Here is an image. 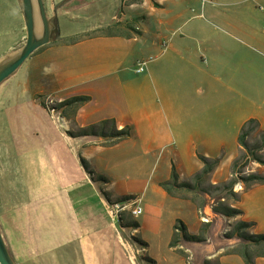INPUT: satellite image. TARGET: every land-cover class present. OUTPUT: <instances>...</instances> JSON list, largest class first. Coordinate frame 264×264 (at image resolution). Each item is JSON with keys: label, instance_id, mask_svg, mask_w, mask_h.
Instances as JSON below:
<instances>
[{"label": "crops", "instance_id": "1", "mask_svg": "<svg viewBox=\"0 0 264 264\" xmlns=\"http://www.w3.org/2000/svg\"><path fill=\"white\" fill-rule=\"evenodd\" d=\"M43 2L58 34L54 28L52 41L29 56L28 68L9 86L17 100L5 107L7 112L0 111L1 141L14 136L19 141L17 156L30 149L20 164L23 185L34 202L24 206L23 218H16L14 226L0 222L12 258L16 264H39L34 254L45 253L39 259L42 264H98L93 236L103 232L100 224L109 229L111 216L106 213L107 197L98 191L96 179L82 166L80 156L94 173L106 174L105 183L109 173L114 174L111 183L115 177L120 179L117 186L126 192L115 196L105 190L112 197L139 194L140 200L146 198L147 181H140L135 173L142 170V159L163 149L167 157L160 168L162 176L151 186L154 199L146 198L155 206L149 204V214L142 220L155 232L166 222L174 226L180 219L190 234H197L200 222L194 202L168 194L160 182L170 180L172 167L180 180H189L202 167L198 155L221 157L206 182H225L231 158L225 165L223 152L235 143L236 156L242 124L256 118L264 128V0H208L203 19L194 16L191 19L197 20L183 22L179 21L184 18L181 8L161 17L164 0ZM122 2L126 22L144 16L138 32L143 39L140 46L132 31L88 35L107 29L115 20L121 22L116 10ZM146 10L156 16L153 23ZM77 35L83 36L74 43L64 41ZM25 38L20 0H0V61L17 51ZM142 56L148 60L146 68L136 73L132 66ZM39 94L55 102L88 96L72 113L77 127L114 119L119 128L129 126L131 135L112 145H103L98 136L72 137L67 133L68 120L60 112L74 109H47L37 99ZM9 113L16 117L2 119ZM15 127L26 135L15 137ZM38 167L45 172L40 171V182V176L35 177ZM252 169L264 174V165L254 163ZM97 204L99 210H95ZM231 204L242 213L229 218L252 221V232L264 233V183L251 185ZM212 215L216 237L229 220ZM237 239H216L214 244L220 246L206 245L203 257L219 264H246L240 255L226 252ZM189 246L199 247L194 241ZM168 249L173 251L169 242ZM156 261L184 264L176 260L163 263L159 257ZM253 264H264V257H256Z\"/></svg>", "mask_w": 264, "mask_h": 264}, {"label": "rangeland", "instance_id": "2", "mask_svg": "<svg viewBox=\"0 0 264 264\" xmlns=\"http://www.w3.org/2000/svg\"><path fill=\"white\" fill-rule=\"evenodd\" d=\"M129 0H124V2H128ZM124 2L120 3V7L116 10L117 17L119 19L124 18V11L125 6ZM164 9L162 11L161 17L167 18L170 14H173L175 10H178L181 8L183 10L184 18H180V22L183 21H195L197 19H191L196 18L194 16L201 17L203 19L204 17V6L208 4V0H164ZM187 8V12H185V9ZM137 10V9H136ZM145 14L148 16L149 21L153 23V17H156L154 14H147V10L145 11ZM144 17V16H143ZM135 18L131 22H126L125 19H123L121 22L114 21L112 25H110L105 31L114 30V31H125L130 33L129 31H132L134 33V37H136L138 40H140L136 46H140L143 44V39L140 37V33L135 32L133 28H137L139 31L144 26L145 21L142 22V18ZM136 24H135V23ZM133 25V26H132ZM149 26V25H148ZM104 32V31H100ZM135 38V39H136ZM165 44V43H164ZM46 46V44H45ZM162 46V45H161ZM164 45L162 46L163 49ZM42 48H38L33 54L38 53ZM161 50V49H160ZM159 50V51H160ZM32 54V55H33ZM31 55V56H32ZM30 56V57H31ZM153 56V54H152ZM30 57L22 64V66L9 78L4 80L0 84V111L3 110V112H7V109L5 107L9 106L12 107L13 103L15 102L16 97L13 96L9 91H11V88L9 87L11 85V82H13L24 70L28 68V62L30 60ZM144 56L140 57L139 62H145L143 64V68H146V65L148 60H142ZM136 62L134 66L137 67ZM144 71V70H143ZM141 71V72H143ZM136 72V71H135ZM139 72V73H141ZM137 73V72H136ZM141 75V74H140ZM37 99L40 102H44L47 105V109H50V106H54L56 103L51 98L42 96V94L36 96ZM52 110V109H50ZM61 109H58V111ZM73 111L71 109H65L61 110L60 117L62 115L65 116V118L68 120L67 126L68 130H77L78 127L76 124L74 125L71 117H72ZM10 114V113H9ZM7 117H16L13 114L6 115L4 114V117L2 119H6ZM70 117V121H69ZM15 119V118H14ZM5 125L2 126V129L5 130ZM15 137H24L26 134H24L22 129H18L15 127L14 133ZM254 136L255 132L253 134L249 133L246 137V141L248 144H252L254 142ZM2 136H0V222L2 226H5L7 224L9 227L14 226V221L16 220H22L23 218V208L24 206H30L31 203L34 202V200H30V197L28 195L27 189L24 187V179L23 174H21V164L20 162H25V158L28 157V152H30L29 148L23 149L24 143L21 142V150L19 156H17V153L19 152L16 146H19V141L14 138V136L9 135L6 136V140L1 141ZM7 142V143H6ZM237 148L236 144L233 143L231 146L226 148L223 152V158L227 159L225 161V165L229 162L230 159V169L228 176V179L225 181L227 182L229 179L236 178V182H241L242 188L238 190L237 192L233 190V187L235 183L232 186V191L238 194V198L240 197L241 193L248 189L246 188L244 182L240 180V176H245L248 172H257L252 169V166L256 162H251L246 168H243V171H240L239 173H234L232 175L231 173V162L232 160L239 154V146H238V153L236 156L233 157V155L236 153ZM264 154V150H263ZM167 157L166 153H163V149L158 150L156 154L153 156H149L147 158L142 159L141 165H143L142 170L139 173H135L137 175V178L142 181H147L146 188L144 189L146 198H152L154 199V195L151 192V186L153 183H155V180L162 176L160 173V168L162 166V163L164 162L165 158ZM233 157V158H232ZM219 160L221 157L218 158ZM201 162V161H200ZM219 163V162H218ZM218 166V165H217ZM216 166V167H217ZM42 171V170H40ZM39 167L37 168V173L35 174V177L37 178V175L40 176ZM42 173H45L42 171ZM101 173H94L89 174L92 179H96V184L98 191L102 193V195L105 196V193L108 196V207L106 208V213H109V216L111 218L108 220L110 223V227L107 230L104 225L100 224V227H102V233H98V235H94L95 240L97 242V259L98 264H112V263H118V264H156V259L159 257L163 263H170L171 261L176 260L177 262L183 261L184 264H193L194 262H203L205 264V261H210L209 264H218L216 259H206L203 257V254H205V246L208 244H211L215 242L216 239L222 240L223 238H227L224 236V233L227 232L228 228V222H231L230 224H234L236 220L233 218H227L226 220H229L228 222L225 221V223L222 224L220 230L221 233H218V236H214V226H215V216L212 215L214 212L212 211V206L215 202V197L219 194L227 196L226 201L229 203H232L233 200L230 198L227 194V190H224L222 188V184L225 182H221L216 184V187H211L208 185L206 180L198 186V189H192V190H186L183 188H176L172 186V192L176 193L175 195L177 197H187L190 200L194 202L196 207L198 208L197 216L200 222V230L197 234L193 235H200L203 237V241H194L198 243V248L194 250L189 246V242L192 241H186L181 236H179L178 242L176 246L171 247L172 252L168 249V242L170 245V241L173 237V226L172 222H166L159 230L152 232L150 227L144 223L142 218L149 214L150 206L147 203L146 198L142 197V199H138L139 194L132 196V198H127L126 200H119L117 197H112L110 192L114 194L115 196L121 195L126 192V190L120 188L117 186V182L120 179H116L113 183L110 182L111 176L114 174L109 173L108 179L109 184L105 183L103 180L98 179L97 175ZM103 176V174H101ZM30 176V175H29ZM41 177H39V180L41 181ZM91 179V178H90ZM171 179V177H170ZM191 181V178H189ZM37 181L35 183H37ZM144 181V183H145ZM82 189H86L89 191L88 186H84ZM138 189V188H137ZM109 190V191H105ZM142 189H140L141 191ZM105 191V193L103 192ZM133 195V194H131ZM150 196V197H149ZM35 201H38L37 199ZM135 202V203H132ZM154 205V204H152ZM232 205V204H231ZM135 206H140L142 209V214L135 215L133 214L132 210ZM155 206V205H154ZM99 205L95 207V210H99ZM114 210V213L111 211ZM105 214L104 212H102ZM216 214V213H215ZM219 215V214H217ZM222 216V215H221ZM209 217L211 220L209 222H205L204 219ZM202 218V219H201ZM137 221L139 224L138 229H134L131 226H128L130 221ZM39 223V222H38ZM35 224V232L34 235L37 234L36 230L39 228ZM18 235V234H17ZM19 236V235H18ZM92 237V238H93ZM91 238V239H92ZM238 240V239H237ZM236 240V243L233 245L235 246L238 244ZM147 242V243H146ZM149 246V247H148ZM215 247L220 246V244L216 243L214 244ZM232 246V247H233ZM231 248V247H230ZM230 248L226 249V252L230 250ZM174 252V253H173ZM182 253V254H181ZM228 253V252H227ZM61 254L58 252V255ZM45 253L42 254H34V259L37 261V263L42 264L43 262H40L39 259L41 257L44 258ZM174 259V260H173ZM59 260H63V257L59 255ZM83 261V260H82ZM74 264H76L74 262Z\"/></svg>", "mask_w": 264, "mask_h": 264}, {"label": "trees", "instance_id": "3", "mask_svg": "<svg viewBox=\"0 0 264 264\" xmlns=\"http://www.w3.org/2000/svg\"><path fill=\"white\" fill-rule=\"evenodd\" d=\"M156 4V2H154ZM157 5V4H156ZM135 32H139L137 28H133ZM56 34L57 26H55ZM105 31V30H102ZM108 33L115 34L116 31L109 30L106 31ZM119 32V31H118ZM97 33H101L100 31H94L89 33L88 35H94ZM83 35L71 36L65 38L64 41L66 43H74L82 38ZM89 97L85 95L72 96L68 99L56 102L54 106H50V109L58 110L61 108H73V112L75 109L88 101ZM42 106L47 107V105L42 101L40 102ZM74 123V120H73ZM75 125V123H74ZM254 142L252 144H248L246 141V137L249 133L253 134ZM68 135L72 137L92 135L103 138V145H112L121 140L127 139L131 135V130L129 126H123L119 128L114 119H104L99 122L78 127L77 130H67ZM238 146H239V154L232 160L231 162V173L232 175L235 173H239L243 171V168H246L251 162H256L258 164L264 165V128L260 126L259 121L256 118L247 119L241 126L238 138H237ZM198 159L202 163L201 169L193 174L190 180H180L178 173L172 167L171 170V179L160 182V186L164 189L168 194L172 196H176L175 192H172V186L178 188H183L186 190L195 189L198 187L202 181H207L210 173L216 168L218 165V158H210L203 155H198ZM80 162L82 166L86 169L89 174H94V171L90 169L88 161L80 156ZM98 179L107 182L105 176L98 174ZM240 180L244 182L246 188H249L251 185L255 183H264V174H260L258 172H248L245 176H240ZM236 182V178L229 179L227 182L222 184V188L227 190V195L233 200H238V194L232 191V186ZM211 187H216V185H209ZM218 188V187H216ZM107 199L108 196L105 193ZM132 198V196H122L119 197V200H126ZM227 196L225 195H217L215 197V202L212 206V211L216 214L222 215L224 217H235L242 213V210L234 207L231 203L226 201ZM128 226L136 229L138 227L137 221H130ZM230 228L227 232L224 233V236L229 238L235 236L238 238L239 242L235 246L231 247L228 250V253L238 254L240 255L246 264H253L256 257L263 256L264 257V233H254L252 232V228L254 227V222L247 221L244 219H238L234 224H229ZM179 236L186 241H203V237L200 235H193L187 231L185 224L180 220L176 219L173 226V237L170 241V247L176 246ZM182 254V253H181ZM210 261H205V264H209ZM219 264V263H218Z\"/></svg>", "mask_w": 264, "mask_h": 264}, {"label": "water", "instance_id": "4", "mask_svg": "<svg viewBox=\"0 0 264 264\" xmlns=\"http://www.w3.org/2000/svg\"><path fill=\"white\" fill-rule=\"evenodd\" d=\"M26 38L14 53L0 61V84L13 75L24 61L38 48L52 41L55 28L52 18L46 13L43 0H20ZM0 264H16L0 231Z\"/></svg>", "mask_w": 264, "mask_h": 264}, {"label": "built area", "instance_id": "5", "mask_svg": "<svg viewBox=\"0 0 264 264\" xmlns=\"http://www.w3.org/2000/svg\"><path fill=\"white\" fill-rule=\"evenodd\" d=\"M165 45H166V44H165ZM165 45H164V47H165ZM144 63H145V62H138V63H137V67L135 68L136 72H141V71L144 70V68H143V64H144ZM241 188H242V184H241V182H237V183H235V185H234V187H233V190L237 192V191L240 190ZM132 203H135V202H132ZM111 211L114 213V210L111 209ZM132 212H133V214L138 215V214H140V213L142 212V209H141L140 206H135V207L133 208ZM209 220H211L209 217H207V218L204 219L205 222H209Z\"/></svg>", "mask_w": 264, "mask_h": 264}, {"label": "flooded vegetation", "instance_id": "6", "mask_svg": "<svg viewBox=\"0 0 264 264\" xmlns=\"http://www.w3.org/2000/svg\"><path fill=\"white\" fill-rule=\"evenodd\" d=\"M53 33H54V29L52 30L51 34L53 35Z\"/></svg>", "mask_w": 264, "mask_h": 264}, {"label": "bare ground", "instance_id": "7", "mask_svg": "<svg viewBox=\"0 0 264 264\" xmlns=\"http://www.w3.org/2000/svg\"><path fill=\"white\" fill-rule=\"evenodd\" d=\"M202 219V218H201Z\"/></svg>", "mask_w": 264, "mask_h": 264}, {"label": "clouds", "instance_id": "8", "mask_svg": "<svg viewBox=\"0 0 264 264\" xmlns=\"http://www.w3.org/2000/svg\"><path fill=\"white\" fill-rule=\"evenodd\" d=\"M53 110V109H52Z\"/></svg>", "mask_w": 264, "mask_h": 264}]
</instances>
